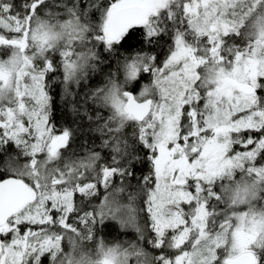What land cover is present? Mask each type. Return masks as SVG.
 <instances>
[{
  "label": "snow or ice",
  "instance_id": "6c2138e0",
  "mask_svg": "<svg viewBox=\"0 0 264 264\" xmlns=\"http://www.w3.org/2000/svg\"><path fill=\"white\" fill-rule=\"evenodd\" d=\"M0 264H264V0H0Z\"/></svg>",
  "mask_w": 264,
  "mask_h": 264
},
{
  "label": "trees",
  "instance_id": "16d2710c",
  "mask_svg": "<svg viewBox=\"0 0 264 264\" xmlns=\"http://www.w3.org/2000/svg\"><path fill=\"white\" fill-rule=\"evenodd\" d=\"M108 239H111L112 237L111 236H109V237H107Z\"/></svg>",
  "mask_w": 264,
  "mask_h": 264
}]
</instances>
